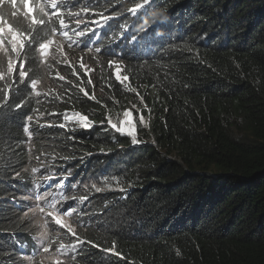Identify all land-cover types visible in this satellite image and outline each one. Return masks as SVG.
I'll return each mask as SVG.
<instances>
[{"label": "trees", "instance_id": "trees-1", "mask_svg": "<svg viewBox=\"0 0 264 264\" xmlns=\"http://www.w3.org/2000/svg\"><path fill=\"white\" fill-rule=\"evenodd\" d=\"M124 1H75L128 7L99 40L75 38V57L46 60L38 45L70 27L72 4L34 26L14 10L32 40L25 81L0 68V264L38 256L42 186L75 196L76 235L52 237L73 247L62 264H264V0H149L132 15L143 0ZM126 111L144 115L137 143L111 127ZM72 114L92 126L66 125Z\"/></svg>", "mask_w": 264, "mask_h": 264}, {"label": "rangeland", "instance_id": "rangeland-1", "mask_svg": "<svg viewBox=\"0 0 264 264\" xmlns=\"http://www.w3.org/2000/svg\"><path fill=\"white\" fill-rule=\"evenodd\" d=\"M75 1L77 0H57L58 7L53 9V13H58L61 11L62 4L65 2L71 3L72 7L68 9L66 12H64L65 16H68L70 21H72V24L68 29L65 31L68 32V36L59 35L57 38H54L49 44L48 53L46 56H42L41 52L40 55L42 59L46 60L47 57H52L54 52L57 50L59 51L60 55L63 56V58H69V57H75L76 51L73 47H71V43L75 42V38H83L85 35V32H89L91 30V33L88 35H92V31H95V39L96 41L100 39L101 35L103 33L101 30H105L107 28V31L110 30L111 24L114 21H117L124 17L125 14H122L124 12V9L128 7L127 3H121L115 6L114 10L110 11H101V12H90V13H84L82 9H78L77 5L75 4ZM106 5L108 4H114L113 0H102ZM126 2V0L124 1ZM22 4V7L20 8L18 5ZM141 4V3H139ZM40 6V3L37 2V0H29L28 7H32L36 9V12L38 11V8ZM135 7V6H134ZM132 7V8H134ZM129 8L126 12V15H132L133 13L130 11ZM14 10H16V13L18 16H22L20 19H23L27 21L28 19H31V15L25 16L26 6L21 2V0H16L15 3L12 2V0H0V19L4 21V24L2 26L7 27L8 24H11L13 26V30L15 31V21L12 20V16L14 14ZM140 9H137L136 12H138ZM102 14V15H101ZM87 15H93L91 18L92 20H89ZM57 16V15H56ZM70 21L66 22L65 24L69 23ZM79 22V23H78ZM79 29H77V27ZM74 37V38H72ZM0 39L4 40V44L0 45V68L2 70V73H8V62L9 58L11 57L13 64H15V60L17 57L15 54L11 53V44H10V36L7 32H5L2 36H0ZM91 47H84L82 50L88 51ZM114 66L118 68L119 70L120 66L115 65ZM122 76V75H121ZM98 95V93L96 94ZM128 119V117H125V115L120 119L118 123L115 125L120 128H133L134 135L136 137V140H138V137L142 135V131L146 128V121H140L136 118L132 117V123L130 124H124L123 122ZM89 122V121H88ZM90 126L85 128L83 126V122L80 121L79 115L72 114L68 117L66 120V125H70L74 127V125H77V128H83V129H89L92 124L89 122ZM121 133V132H120ZM128 137H130L127 134H123ZM131 138V137H130ZM132 139V138H131ZM45 180H48L46 178ZM42 186V184H41ZM40 186V187H41ZM60 188V198L57 200L56 198L50 197L48 192L43 193L42 195L36 196V198L31 199L32 200V208L29 211V216L32 222V228L33 233L36 236V243L39 245L40 250L38 251V256L32 257L33 260H29V264L34 261V264H62L65 262V255L72 250L73 247H68L67 249L64 247L65 245L63 243H54L52 240L53 234L56 236L57 240L61 242V238H63V235H67L74 237L75 230L78 229L77 226H75L76 219H77V213L72 210L71 215H65L61 217L62 223L65 225V227L61 228L59 225H56L54 222L50 221L48 218V214L51 211L50 208L46 206V201L54 202L57 206H60L64 202L68 201L72 197H66V191L64 188L62 189V186H54ZM87 189V191L92 190L89 186H84L80 188L77 192L84 193V190ZM96 187L94 188V191H96ZM76 193V192H74ZM52 225H56L60 227L59 232L53 231ZM71 226V231L68 230V226ZM44 248H48L49 251L45 252Z\"/></svg>", "mask_w": 264, "mask_h": 264}, {"label": "snow or ice", "instance_id": "snow-or-ice-1", "mask_svg": "<svg viewBox=\"0 0 264 264\" xmlns=\"http://www.w3.org/2000/svg\"><path fill=\"white\" fill-rule=\"evenodd\" d=\"M13 3L16 2V0H12ZM21 2L26 6L25 16L31 15V24L34 25H43L45 21L43 19H37L35 15L36 9L32 7H28L29 0H21ZM38 3H40V6L38 8V11L44 15H50L45 9L46 7H51L53 9L57 8L59 5L57 3V0H37ZM149 0H143L142 4H136L134 8L130 9V11L135 14L137 9L142 8L144 5L148 4ZM152 3H155V0H152ZM53 15H58L57 13H52ZM102 15V14H101ZM79 23V22H78ZM4 24V21L0 19V36H2L5 32H7L10 36V44H11V53L15 54L17 59L15 60V64L18 65V76L21 81H25L27 79V72H26V61L21 60L20 56L23 53L24 48L26 47L25 41L31 42L32 40V32H23V31H14L13 26L11 24H8L7 27L2 26ZM60 26L61 29H64L67 27L65 24L64 19H60ZM55 31V29L53 30ZM62 35L68 36V32L63 31ZM92 35H95V30L92 31ZM135 42V40H133ZM4 44V40L0 39V45ZM87 45H85L86 47ZM39 50L41 52L42 56H46L49 49L48 43H41L38 45ZM97 51H102L101 49H97ZM111 64V62H110ZM83 67V65H81ZM8 71L14 72L16 71V68L14 67L13 61L11 57L9 58L8 62ZM115 78L118 82H123L124 80H128V77H122L119 71L115 72ZM89 82H91L89 80ZM31 87H35V81H32ZM10 91V90H9ZM85 95H88L87 91L83 90ZM22 104H17L15 107L17 109L21 108ZM125 117H128L123 123L124 124H130L132 123V117L133 114L130 111H126L124 113ZM65 119H68L66 116ZM80 121L83 122V126L85 128L89 127L90 124L88 122V119L86 116L79 115ZM138 119L140 121L144 120L143 113L138 114ZM32 117L26 116L25 121H31ZM112 128H114L116 131L121 132L122 134H127L132 138L133 143H137L136 137L134 135V129L133 128H120L117 127L115 124L111 125ZM25 131H27V127H25ZM58 183V181H57ZM96 191H100L99 188L96 189ZM46 206L51 209V211L48 214V218L50 221L54 222L56 225H59L61 228L65 227V225L61 221V217L65 215H71L73 210L72 204H61L60 206H57L54 202L46 201ZM68 230L71 231V226H68ZM80 244H83V241L79 242ZM44 251H49L48 248H44ZM102 251H111L110 249H102ZM59 264V262H57Z\"/></svg>", "mask_w": 264, "mask_h": 264}, {"label": "clouds", "instance_id": "clouds-1", "mask_svg": "<svg viewBox=\"0 0 264 264\" xmlns=\"http://www.w3.org/2000/svg\"><path fill=\"white\" fill-rule=\"evenodd\" d=\"M52 10H53V8H52ZM101 32L104 33L103 29L101 30ZM40 190H41L42 194L48 192L50 197L56 198L57 200L60 198V188L59 187H55V188L49 190L45 186H42L40 188Z\"/></svg>", "mask_w": 264, "mask_h": 264}, {"label": "bare ground", "instance_id": "bare-ground-1", "mask_svg": "<svg viewBox=\"0 0 264 264\" xmlns=\"http://www.w3.org/2000/svg\"><path fill=\"white\" fill-rule=\"evenodd\" d=\"M78 27H79V26H78ZM78 27H77V29H79ZM106 30H107V28H106L105 30H103V32H105ZM84 36H85V37H89V35H87V32H85V35H84ZM72 38H74V37H72ZM76 44H77V42H76ZM73 45L75 46V42H74Z\"/></svg>", "mask_w": 264, "mask_h": 264}]
</instances>
